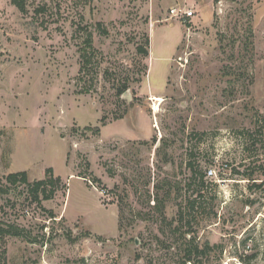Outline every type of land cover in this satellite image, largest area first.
Wrapping results in <instances>:
<instances>
[{
	"label": "rangeland",
	"instance_id": "1",
	"mask_svg": "<svg viewBox=\"0 0 264 264\" xmlns=\"http://www.w3.org/2000/svg\"><path fill=\"white\" fill-rule=\"evenodd\" d=\"M49 167L40 204L6 180ZM11 225L6 264H264V0H0Z\"/></svg>",
	"mask_w": 264,
	"mask_h": 264
},
{
	"label": "trees",
	"instance_id": "2",
	"mask_svg": "<svg viewBox=\"0 0 264 264\" xmlns=\"http://www.w3.org/2000/svg\"><path fill=\"white\" fill-rule=\"evenodd\" d=\"M11 3L15 5L21 12H25L27 10V0H11ZM104 34L107 33V31L104 29ZM86 48L85 51L82 53V70H86L87 67L91 64V60L93 57V54L95 53L96 49L93 46V40H92V33L90 31L87 32L86 35ZM149 45V40L146 41L145 45ZM140 45L139 50L141 53H143L145 56L149 55V50L147 46ZM128 86L122 85L118 88V91L122 94L123 92H126ZM193 177H197V171L193 170ZM201 178V177H200ZM6 180L11 184H16L18 182L24 183L30 187V191L33 195V201L37 203H41L43 200H49L51 199L55 191L58 187V185L61 183V177L55 176L54 169L52 167H49L46 169V177L43 179L30 181L28 172L27 171H19V172H13L6 176ZM51 215H53L52 212H50ZM183 226V223H182ZM15 234V235H21V232L18 228L12 229V225L10 227H2L0 226V236L4 237L8 234ZM186 231H183L182 234H185ZM184 236V235H183ZM206 247L202 250L199 249L198 245H195L194 247L185 249V254L183 255V264H188L189 261L192 260L193 254H206L207 251H209L210 245L206 243ZM255 255L249 256V258L253 257ZM0 264H6V248H2L0 245Z\"/></svg>",
	"mask_w": 264,
	"mask_h": 264
},
{
	"label": "built area",
	"instance_id": "3",
	"mask_svg": "<svg viewBox=\"0 0 264 264\" xmlns=\"http://www.w3.org/2000/svg\"><path fill=\"white\" fill-rule=\"evenodd\" d=\"M171 18H177L183 21H186L189 18H192L195 15V11L193 9H187L184 7H173L170 11ZM215 169L210 168L207 171V175L211 176L215 174Z\"/></svg>",
	"mask_w": 264,
	"mask_h": 264
},
{
	"label": "bare ground",
	"instance_id": "4",
	"mask_svg": "<svg viewBox=\"0 0 264 264\" xmlns=\"http://www.w3.org/2000/svg\"><path fill=\"white\" fill-rule=\"evenodd\" d=\"M157 100H158V102H159L161 99L158 97V99H157Z\"/></svg>",
	"mask_w": 264,
	"mask_h": 264
}]
</instances>
